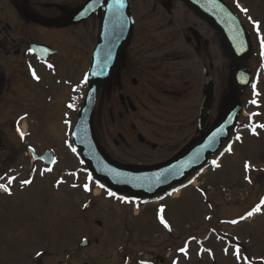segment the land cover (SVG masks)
I'll return each mask as SVG.
<instances>
[{
    "label": "flooded vegetation",
    "instance_id": "1",
    "mask_svg": "<svg viewBox=\"0 0 264 264\" xmlns=\"http://www.w3.org/2000/svg\"><path fill=\"white\" fill-rule=\"evenodd\" d=\"M86 1L0 0V152L28 155L29 147L24 140L27 136L25 121L33 103L39 110L40 119L46 121L38 129L40 137L45 133L53 136L59 131L60 120L66 121L67 117L63 118L66 115L74 126L78 103L82 105L85 94L82 88L87 87L85 82L78 93L77 81L90 67V57L98 45L97 36L109 2L101 0L85 19L62 25L76 15ZM123 3L127 5L131 22L129 39L118 55L115 73L99 87L104 111L93 113L91 129L102 157L112 159L123 169L139 170L152 168V162L135 165L123 157H141L143 153L152 159V153L156 152L161 155L155 165L165 164L175 155L190 149L220 116L222 78L218 64L222 44L213 26L182 0H120L116 5L121 9ZM111 44L115 45L116 41ZM32 45H43L48 49L39 56L32 52ZM76 62L83 64L82 76L77 79L75 75L65 83L66 79H60V69L73 68ZM33 72L39 79L33 76ZM206 81L212 86V104L203 112L207 118L197 132L198 114L193 113L195 104H198L199 111ZM61 85L65 89H61ZM233 86H229L227 91L229 97L235 94ZM71 92L75 95L73 102L68 101ZM46 105L52 110H45ZM157 105L159 111L156 110ZM63 106L68 112L60 118ZM38 146L37 163L42 170L44 189L54 199L60 200L57 190L60 184L57 186L54 182L61 177V172L57 171L59 149L55 144ZM46 149H50L54 157L51 166L40 158ZM11 163L8 155L0 161L1 185L8 179L7 170ZM45 170H48L47 174ZM68 171L65 167L62 174ZM78 197L66 198L69 202L67 209L72 223L79 218L80 226L89 230L88 212L96 203L89 197L87 203L76 208ZM5 204L6 201L1 202L0 217ZM62 211L55 200L50 211L53 217L46 228L48 244H56V238H59L56 233L59 226L55 222L56 215L61 216ZM21 221L26 224L33 222ZM15 223L11 238L0 241V264H76L77 255L82 253L76 248L69 252L66 260H62L59 251L43 249L40 252L37 249L32 254L27 250L19 252V262H6L9 259L5 255L11 251L9 247L18 242L13 240L15 233L25 235L24 227L27 225H18L20 221ZM85 257L90 262L91 257Z\"/></svg>",
    "mask_w": 264,
    "mask_h": 264
},
{
    "label": "rangeland",
    "instance_id": "2",
    "mask_svg": "<svg viewBox=\"0 0 264 264\" xmlns=\"http://www.w3.org/2000/svg\"><path fill=\"white\" fill-rule=\"evenodd\" d=\"M226 1L231 10L239 14L247 29L251 28V20L260 22L259 31L263 35L264 42V0ZM236 6L239 9H247V12L239 13ZM249 32L250 40L254 44L252 50L257 51L256 41L262 44L263 42L255 39L254 34H257V31L249 29ZM220 51L221 57L218 65L221 66L222 79L220 86L221 101L223 102L228 98L229 86L226 81L229 75V60L222 46ZM263 61L264 56L259 53V56L253 55L243 65L250 69L251 67L255 68L258 63ZM83 69L81 62H76V65L70 69L62 67L59 71L60 79H66L65 83L75 75L78 79L82 76L81 71ZM259 87L261 90L259 97L261 106L255 108L251 105L248 110H244L243 116L241 112L240 120L245 118L247 112L255 113L257 111L259 113L258 124L261 125L264 122V77L260 80ZM77 88L79 89L78 86ZM61 89H65L63 85H61ZM248 94L249 91L246 88L239 96V103H243L248 98ZM223 96H225L224 99ZM74 97V92H71L68 101L73 102ZM100 97L101 92L97 95L96 105L93 108L94 113L104 111L103 101ZM195 106L196 110L193 114L196 113L198 104H195ZM44 108L48 111L52 110L51 106L48 105ZM60 110V118H62V115H65L68 110L65 106ZM156 110L159 111L158 105ZM45 123V120L40 119L36 105L34 103L30 105L29 116L25 121L29 132L26 143L36 149H39L38 144L43 146L55 144L59 149L60 156L57 171L63 172L65 167L69 171L60 175L63 178L57 187L60 192V200L54 199L50 196L51 194L46 193L42 179L36 176L40 170L38 168L40 165L35 162L36 164L33 166L30 158L20 152L11 154L0 152V161L8 155L9 160H12L11 167H16L13 169L8 168L7 173L13 174L18 180L23 181L26 178V180L31 181L20 187L19 183L16 185L15 180L14 184L16 186L13 195L0 198V208L1 202H7L0 217V241L11 238L10 235L15 231L16 225L14 224H16V221H20L18 225H27L24 227L25 235L15 233L13 240L18 242L9 247L11 251L5 255L9 259L6 262H19V252L23 250H27L32 254L37 249L58 251L63 246H68V241L62 244H48L49 234H47L46 228H48L49 220L53 217L50 211L54 208L56 200L57 205L63 209L60 212L61 216L57 217L56 215L57 221L55 222L62 231L59 234H62V239L65 238L64 231L70 230L71 232L67 237H70L71 242L76 240L74 243H78L84 237L91 242L94 239L101 241L95 245L92 242L87 252L78 254L77 264H81L86 259L85 256H91L90 262H88V259L84 260L89 264H121L124 255L130 258L132 264H135V259L142 258L143 255L152 258L158 264H264V205L261 206L263 207V214L246 219L235 226L228 225L241 213L251 208L261 196H264V174L258 172L260 168L264 167V129L259 131L256 137L249 136L244 139L243 144L235 145L233 149L234 156L225 154V157L219 163L221 165L218 170L210 168L200 174L195 184L196 189L193 186H186L182 189V192L177 194V196L180 194L179 197H166L161 202L143 205L140 201V207L135 210L133 207H125L119 202L104 200V195L84 194L81 190L82 184H87V180L91 179V176L87 174V169L82 166V162L77 161L75 154H72L69 150L67 136L72 121L67 116V121L60 120L59 131H56L53 136L51 134L48 136L45 133L40 137L38 129ZM160 123L163 124V121H160ZM179 127L183 128L182 126ZM247 134V132H244L242 136ZM71 147L73 148L72 144ZM57 148L54 150L56 151ZM127 153H130V151H127ZM160 155V153L155 152L152 153V159H148L146 158L147 154L143 155L142 153L141 157L126 155L123 158L135 165H146L152 162L153 166L156 161L160 160V157H158ZM246 162L250 167L247 170L245 169ZM75 167L77 170H70ZM243 170H245V174L242 173ZM250 174L252 180H247L246 178ZM74 195L79 196L77 208L80 207L81 202H85L89 197L96 203L93 209L89 211L92 214L89 216L92 223L89 230H84L83 227L82 232L78 230L79 222L77 221L76 229L69 228L71 216L66 208L68 206L66 198ZM206 215L210 216L208 222L205 221ZM161 218L167 223L168 227L161 226L163 224ZM24 219L33 222L26 224L21 221ZM94 219L101 221L104 226L108 224L118 225L121 228V234L117 231L109 233L98 228L93 223ZM119 235H121L120 238ZM103 236L106 239H103ZM200 236H202V239H200ZM183 243H186L187 247L183 246L185 251L182 252L179 246ZM196 245H198V250L195 247ZM118 247L121 248L118 250ZM237 247L239 248V254L236 251ZM63 250L64 248L61 251L63 252Z\"/></svg>",
    "mask_w": 264,
    "mask_h": 264
},
{
    "label": "water",
    "instance_id": "3",
    "mask_svg": "<svg viewBox=\"0 0 264 264\" xmlns=\"http://www.w3.org/2000/svg\"><path fill=\"white\" fill-rule=\"evenodd\" d=\"M206 20L212 22L215 29L220 31L226 51L229 54L233 81L238 86L247 84V71H235L238 64L250 56L251 44L245 33L244 27L226 7L222 0H186ZM89 6V5H88ZM85 6V10L89 7ZM83 9L80 11L82 12ZM78 13L72 20L79 21L83 15ZM107 16L103 22V32L99 37L100 45L97 46L92 58L91 67L88 73V91L84 98L83 107L80 108V116L72 132L74 145L82 150V157L89 167L95 171L98 179L106 180L114 190L126 189L127 193L133 195L153 196L159 190H164L171 183H177L184 179L193 169H198L206 161L207 152H213L225 137L229 126L234 123L235 116L239 111L237 105H231L223 111L218 124L206 135L203 140L194 147L188 154L180 157L175 163L165 166L154 167L152 170L141 172H126L113 169L106 164L97 150V143L94 140L91 127V114L93 111L96 91L113 74L116 69L119 52L123 48V38L119 39L116 46L111 45L114 39L106 33ZM107 30V28H106ZM127 34V31L125 32ZM108 43V44H107ZM108 50L105 51V49ZM246 73V74H245ZM208 85V84H207ZM206 97L199 113V122L203 123L202 113L204 108L209 107L211 100V86H206ZM198 123L199 125H201ZM219 133V134H218ZM83 245L85 243H82Z\"/></svg>",
    "mask_w": 264,
    "mask_h": 264
},
{
    "label": "snow or ice",
    "instance_id": "4",
    "mask_svg": "<svg viewBox=\"0 0 264 264\" xmlns=\"http://www.w3.org/2000/svg\"><path fill=\"white\" fill-rule=\"evenodd\" d=\"M117 2L119 3V0H117ZM121 7H122V4L120 5ZM239 6V5H238ZM242 11H244V12H247V9H241ZM33 76L36 78V79H39V77H36V75H35V72H33ZM254 102V101H253ZM71 106V105H70ZM262 127H264V125H261ZM17 131H19V128H17ZM21 138H23V134L21 133ZM237 138H239V137H237ZM230 150V149H229ZM213 164H215L216 162L215 161H213L212 162ZM248 167H249V165H248V163L246 162L245 163V169L247 170L248 169ZM11 179H14V178H10L9 179V183H11ZM31 181H29V180H23L21 183L22 184H28V183H30ZM59 183V182H58ZM0 187H3L4 189H5V191H8V188H7V186L6 185H0ZM74 187H75V185H74ZM84 187H85V190H87L88 189V185L87 184H85L84 185ZM109 195H113L112 193H109ZM261 204H264V199H262L261 200ZM259 210V205H257V207L256 208H254L253 209V211H258ZM249 216L250 215H252V212H248L247 213ZM241 219H243V217H241ZM161 222L162 223H165L164 222V220H163V218H161ZM232 223H237V221H232ZM165 227H168V225H167V223H165ZM187 247V245H185V248ZM185 248H181L180 249V251H185ZM237 254H239V248L237 247ZM37 255H40V253H37Z\"/></svg>",
    "mask_w": 264,
    "mask_h": 264
},
{
    "label": "bare ground",
    "instance_id": "5",
    "mask_svg": "<svg viewBox=\"0 0 264 264\" xmlns=\"http://www.w3.org/2000/svg\"><path fill=\"white\" fill-rule=\"evenodd\" d=\"M24 128H25V126H24ZM95 193H96L97 195L99 194V192H98V191H96Z\"/></svg>",
    "mask_w": 264,
    "mask_h": 264
}]
</instances>
